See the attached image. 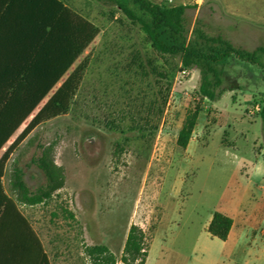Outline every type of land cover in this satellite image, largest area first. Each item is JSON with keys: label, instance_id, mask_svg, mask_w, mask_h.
<instances>
[{"label": "rangeland", "instance_id": "374dc122", "mask_svg": "<svg viewBox=\"0 0 264 264\" xmlns=\"http://www.w3.org/2000/svg\"><path fill=\"white\" fill-rule=\"evenodd\" d=\"M62 1L99 35L63 78L87 59L69 111L37 126L15 148L1 182L14 198L9 182L19 168L31 192L43 186L33 163L43 148L61 167L64 185L51 200L17 206L48 263L92 264L86 248L105 246L121 264L135 225L143 231L147 254L133 264H264V131L259 109L250 107L264 98L259 69L233 63L226 91L210 102L197 94L199 72L182 75L178 59L157 54L116 7ZM151 1L186 5L188 31L199 21L207 33L221 34L237 47L264 46V0ZM195 109L197 122L182 149L177 135ZM224 209L252 216L249 230L225 244L206 231L211 215Z\"/></svg>", "mask_w": 264, "mask_h": 264}, {"label": "trees", "instance_id": "16d2710c", "mask_svg": "<svg viewBox=\"0 0 264 264\" xmlns=\"http://www.w3.org/2000/svg\"><path fill=\"white\" fill-rule=\"evenodd\" d=\"M7 4L8 15L18 3L20 14L12 27V38L0 42V151L24 121L32 115L47 95L60 84L45 104L32 117L19 136L0 157L1 218L15 215L34 236L18 205L36 206L47 203L64 185V174L44 149L33 163L42 172L45 183L31 192L23 181V171L14 168L7 196L1 179L5 165L15 148L39 125L66 114L77 94L87 67L82 60L61 82L99 35V29L62 0H0ZM116 7L145 34L151 48L160 56L177 58L184 70L199 72L197 94L210 102L220 99L228 69L233 63L258 68L264 81V46L252 50L235 46L221 34L207 33L198 21L191 31L185 22L186 5L167 6L151 0H96ZM258 118L264 131V98L258 104ZM198 118V109L189 112L178 132L176 143L185 149ZM68 218L74 216L65 211ZM232 227L231 218L214 212L206 231L212 238L226 241ZM92 264H116L105 246L87 247ZM143 231L129 228L122 255L123 264H133L146 257ZM49 264L41 247V263Z\"/></svg>", "mask_w": 264, "mask_h": 264}, {"label": "crops", "instance_id": "0c3cea01", "mask_svg": "<svg viewBox=\"0 0 264 264\" xmlns=\"http://www.w3.org/2000/svg\"><path fill=\"white\" fill-rule=\"evenodd\" d=\"M14 7L15 8L13 9V11H11L10 15H8L9 13L7 11V4L6 3L2 4L0 1V42L8 40L7 38L9 39L12 38L11 35L9 36L7 35V31L8 33H11L10 31L12 27L15 26V21L18 15L20 14L18 3H15ZM3 52H5V50L3 48H0V53ZM59 85L60 84H58V86ZM2 180L3 178L1 179V182ZM1 211L2 209H0V215H1ZM227 211H228L227 209L219 211V213L224 214L225 216L231 218L232 220V227L228 234V238L226 239V241H223L224 244L230 242L232 239L233 240L238 239L239 236L245 230H249L248 224L250 223V219L252 218V216H243L239 214L231 215ZM262 222H260L259 224H261ZM40 263H41V241L39 240L35 232L33 236L29 232L27 227L15 215H11L9 217H4V218L0 217V264H40Z\"/></svg>", "mask_w": 264, "mask_h": 264}, {"label": "built area", "instance_id": "2783aa9c", "mask_svg": "<svg viewBox=\"0 0 264 264\" xmlns=\"http://www.w3.org/2000/svg\"><path fill=\"white\" fill-rule=\"evenodd\" d=\"M188 71H189V70H184V69H182V70H181V74H182V75H186V74L188 73ZM250 107H251L252 109H255V110H258V108H259L258 105H251Z\"/></svg>", "mask_w": 264, "mask_h": 264}]
</instances>
